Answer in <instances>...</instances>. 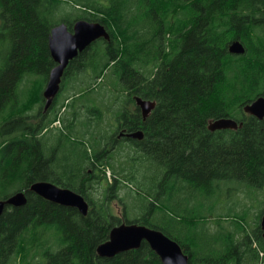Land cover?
Instances as JSON below:
<instances>
[{"label": "trees", "instance_id": "obj_1", "mask_svg": "<svg viewBox=\"0 0 264 264\" xmlns=\"http://www.w3.org/2000/svg\"><path fill=\"white\" fill-rule=\"evenodd\" d=\"M80 19L111 37L70 61L50 115L28 126L56 65L52 29ZM235 40L245 53L229 51ZM261 95L264 0H0V200L28 198L0 217V264H163L146 241L100 257L122 223L162 230L189 264H264V118L245 111ZM136 97L156 102L147 117ZM222 117L243 126L211 131ZM115 125L144 137L116 140ZM42 180L83 195L88 214L29 189ZM240 192L259 205L253 225Z\"/></svg>", "mask_w": 264, "mask_h": 264}, {"label": "water", "instance_id": "obj_2", "mask_svg": "<svg viewBox=\"0 0 264 264\" xmlns=\"http://www.w3.org/2000/svg\"><path fill=\"white\" fill-rule=\"evenodd\" d=\"M107 28L99 22H91L85 19L77 20L70 30L66 23L56 25L51 32L49 49L56 65L52 68L49 80L44 89L46 108L50 107L61 90V83L66 68L70 61L99 39H110ZM229 51L233 54H243L246 51L240 40H235L229 45ZM136 103L142 109L145 117L155 108L156 102L136 97ZM245 111L259 119L264 118V95L259 96L253 102L245 106ZM243 122H237L233 118L222 117L211 120V131L221 129H239ZM134 138H143V131L129 134ZM39 196L67 207L76 208L86 216L90 206L83 195L69 188L61 187L51 181H37L29 188ZM28 202L27 192L20 191L7 199L0 200V217L7 206L21 207ZM261 228L264 237V213L261 217ZM146 241L152 250L161 258L163 264H189L190 257L182 246L162 230L138 223H122L116 225L110 232L109 239L97 248L98 255L103 258H112L119 253L138 249Z\"/></svg>", "mask_w": 264, "mask_h": 264}, {"label": "flooded vegetation", "instance_id": "obj_3", "mask_svg": "<svg viewBox=\"0 0 264 264\" xmlns=\"http://www.w3.org/2000/svg\"><path fill=\"white\" fill-rule=\"evenodd\" d=\"M53 103H52V105H53ZM52 105L50 107L46 108V98H45V103H44V107H43L42 113H37L36 114V112L33 111V110H36L37 112H39L40 111L38 109L39 106L34 108V109H31L30 110V112H31L30 115L31 116H38V119L36 118L35 120H33V118H32L31 123L27 124V125L28 126L30 125L31 127H35L37 125L39 119H41V121L44 122V120L47 118V116L50 115V113H51V112H49V108H51V107L53 108L54 105L53 106ZM47 112H49V113H47ZM22 122L27 123L28 119H26L25 121L24 120L20 121V123H22ZM58 122H59V126H57ZM112 123H114V122L112 121ZM59 127L62 128V122H60L59 120L58 121H54V122H52V124L49 125L48 128H46L41 133V135H44V134H46L47 132H50V131H51L50 134H52V133H54V130L56 128H59ZM131 133H134V132L128 131L125 127H122V125H115L111 130H109V134L113 135V137H115L116 140L130 139V138L131 139H139V138H134V137L129 136V134H131ZM32 137H34V139L32 140L33 141L32 142L33 145L40 148V143H39V140H38V138L40 137V134L33 135ZM143 137H144V133H143ZM19 139H22V136L19 137ZM46 148H47V150H50V151L54 152V142H53V140H48ZM49 154H50V152H49Z\"/></svg>", "mask_w": 264, "mask_h": 264}, {"label": "rangeland", "instance_id": "obj_4", "mask_svg": "<svg viewBox=\"0 0 264 264\" xmlns=\"http://www.w3.org/2000/svg\"><path fill=\"white\" fill-rule=\"evenodd\" d=\"M67 8H68V10L70 12H76L77 11V9L75 7H73L72 5H68ZM66 93L67 92H65V94ZM57 126H59V122L57 123ZM108 175L109 176H112L111 173H110V171H108ZM100 191H101L100 188H99L98 192L96 191L97 195H100ZM125 191H126L125 189H122L121 194H123V196H125L124 195L125 194ZM239 194L236 195V197L234 199L237 200V205H244L246 208L250 209V212L247 215V220L251 223V225H253V223H254V214H255L256 211H258L257 207L259 205H258L257 202H252L250 198H248V197L246 198L245 197V194L243 192H240ZM130 201H131L130 199H127V200L122 201V202L120 200H116L115 201V202H117V204H115V206H116V209H115L116 213L121 216L123 214V211H124L123 207L125 206V202H130ZM219 201H220V203H222L221 204L222 207L219 210H222V211L223 210H226L227 205H228L227 202H229V200L227 199V197L223 196V197H221V199H219ZM130 205H131L130 207H132V203H130ZM245 210H247V209H245ZM130 213H131V215H130ZM128 216H130L131 219H133L136 216V213L133 211V209H131V211H128ZM251 228H253V227H249L248 229L250 230Z\"/></svg>", "mask_w": 264, "mask_h": 264}, {"label": "bare ground", "instance_id": "obj_5", "mask_svg": "<svg viewBox=\"0 0 264 264\" xmlns=\"http://www.w3.org/2000/svg\"><path fill=\"white\" fill-rule=\"evenodd\" d=\"M142 3V2H141ZM158 5V4H157ZM86 11V10H85ZM140 18V17H139ZM115 34V33H114ZM128 37V36H127ZM137 54V53H136ZM255 61V60H254ZM262 67V66H261ZM38 81V80H37ZM39 87V86H38ZM26 93V92H25ZM34 93V92H33ZM152 101V100H151Z\"/></svg>", "mask_w": 264, "mask_h": 264}]
</instances>
